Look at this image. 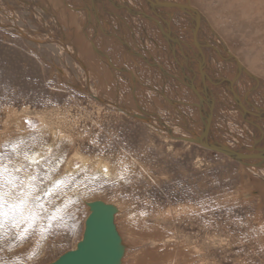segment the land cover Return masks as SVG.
Here are the masks:
<instances>
[{
    "label": "rangeland",
    "instance_id": "1",
    "mask_svg": "<svg viewBox=\"0 0 264 264\" xmlns=\"http://www.w3.org/2000/svg\"><path fill=\"white\" fill-rule=\"evenodd\" d=\"M38 1L2 0L5 6L2 10L5 15H10L0 14V145L17 143L19 154L7 146L0 148V152L5 153L3 162L9 169L13 165H25L21 172L15 174L20 180L28 183V175L36 177L33 183L37 187L33 195H38L40 200L38 203L33 200L37 218L23 239L17 233L24 225L16 229L5 223L0 229V264H47L72 249L84 230V218L88 212L85 201L95 199L113 202L120 208L115 218L123 244L127 246L126 264H134L139 253L152 247L147 236H135L128 231L127 216L143 213L148 223H155L158 212H164L166 217L161 224L168 229L172 227L177 239L196 246L199 264H264V182H257L248 169L222 153L169 138L148 126L155 121L181 136L182 132L177 127L187 120L180 113L195 115L193 110L197 108V102L193 100L196 103L189 105L188 109L185 105L191 100H187L180 89V93L174 89L172 82L162 80L160 85L159 77L151 72L144 75V71H136V67L132 73L142 83L145 82L143 91L140 92V88L137 89L131 84L132 80L129 82L126 78L128 81L121 82L124 87L120 85L124 93L120 99V95L117 97L116 78L108 77L106 61L97 62L99 65L92 61V53L96 55L94 46L98 44L86 46V32L92 34L90 30L94 29V23L91 28L85 20L83 26L79 22L73 23L70 17L76 14L73 19L79 21V10H69L72 15L66 10L63 15L60 7L55 8L53 0L39 1L46 8L36 5ZM195 1L189 0L207 20L209 28L217 32L216 35L223 39L243 65L264 79V0ZM29 4L35 15L26 9L21 10L22 6L30 7ZM18 5H22L18 11H8ZM234 9L242 11V15L237 18ZM234 18L243 21L237 33L226 29L225 21L229 27ZM107 23L110 21L105 20L104 24ZM80 35L83 37L79 39ZM55 40L64 41L75 57L78 53L79 61L69 57ZM108 50L112 51L111 48ZM109 54L108 57L105 53V57L110 62L123 66V60L120 61L122 63L117 62L119 56L113 60ZM205 57L210 58L208 55ZM216 60L212 58L209 62L211 70H223L227 75L226 69H230V64L226 68L224 62ZM80 64L83 67L86 64L91 72L84 71ZM167 65L171 68L173 63ZM121 71L120 77L124 75ZM129 74L127 72L126 75ZM154 79H158L156 84ZM218 82L216 79L212 86L218 88ZM157 85L159 87L156 88ZM154 88L159 89L160 94L164 93L163 96L174 95V101L181 96L180 103L175 101L179 106L168 101V106L176 105L174 111L168 109L164 104L166 98L159 97L158 92L152 90ZM102 99L113 104L120 101L121 107L126 105L127 111L135 109L143 120ZM7 109L26 115L30 130L14 134L5 129L4 134ZM232 124L241 130L245 128L248 135L254 134L245 127L248 123L237 116ZM52 129L55 134L49 131ZM230 132L239 139L238 142H252L246 137V142L243 140L241 134L244 131L238 133L230 127ZM46 145L51 149L40 162L32 164L24 160L23 153L28 154ZM75 154L106 161L117 167V175L105 178L86 168L66 173L63 167ZM244 186L252 189L254 196L242 195L240 192L247 188ZM45 192L49 194L45 195Z\"/></svg>",
    "mask_w": 264,
    "mask_h": 264
},
{
    "label": "bare ground",
    "instance_id": "2",
    "mask_svg": "<svg viewBox=\"0 0 264 264\" xmlns=\"http://www.w3.org/2000/svg\"><path fill=\"white\" fill-rule=\"evenodd\" d=\"M39 1L36 2V5L46 8ZM2 3V0H0V14H4V16L10 15L9 13L5 15L4 11L2 10L5 6L2 5ZM52 3L54 4L55 8L60 7V11L62 13H65L66 10H68V13H66L69 15H72L69 13V10H72V12L73 10H79L77 11V13L81 12L79 21L78 19H73L76 17V14L70 17L72 20L69 18L71 21H73V23L79 22V24L83 26L85 25V20L89 25L88 28L93 27L94 23V29L90 30L92 34H90L89 31L86 32V46L89 47V44H98L97 46H94L97 52H95L96 55L92 53V61L94 64L104 60L106 61L107 68L112 66L111 68H108L109 76H107L111 77V79L112 77L113 79L116 78L115 85L116 90H118L117 97L120 95L119 98L122 99L121 95L124 93L120 88L124 87V85H121L123 83L122 81H128L126 78L129 79V82L132 80L131 84L133 83L137 89L140 88V92L143 91L141 89H144L143 83L145 82L142 83L141 80H139L137 76L132 73V70L134 71V67H136V71H144V75L145 72H151L153 75L159 77L161 81L160 85H162V80H167L170 83L172 82L171 84H174L172 86H175L173 87L174 89H178V92L180 93L181 91L187 100H191L190 102H186L188 105L185 106H188V109L189 105L193 106L197 102V108H194V110L192 109L195 115H186L184 112L180 113L179 111L180 115L187 120V123L185 122L179 124L177 127L182 132L181 136L174 134L177 132H173V130L163 128L155 121H152L148 126L167 134L169 138L171 137L192 143H194L191 141L192 139H195L196 136L201 135L200 133L205 131L206 136L202 134L200 139V141L203 143H209L208 145L204 146L205 149L219 152L217 151L218 147H225V153H219L226 155L230 160L233 161L235 160L228 156V152L238 156V161L236 160V162L242 165V167L248 169L249 173L255 176L257 182H259V180L264 182V131H262L261 128H264V79H260V77L252 73L239 61L237 56H235L230 51L223 39L216 35L217 32L215 31V33L211 28H209L207 20L204 19L202 14H200L197 9L191 5L189 0H53ZM21 6L18 5L13 9L10 8L8 11L13 13L15 9L18 11ZM21 8V10L26 9L28 10V13L33 12L35 15V11L31 9V6H22ZM125 10H127V12H125ZM233 13L237 16V18L242 15V11H238L237 9H234ZM220 18L224 20L222 16ZM89 19L91 21H89ZM53 20H55V18ZM105 20L106 22L110 21V24H104ZM152 23H155V26ZM225 23L226 29L228 30L229 28V30H232L234 33H237L239 29H241L240 27L243 26V21H237L235 18L234 22H232L229 27L228 22L225 21ZM56 24H59L58 21ZM74 25L76 26L77 24ZM14 26L16 27V25ZM232 26H235L236 28H233ZM58 27L60 26L58 25ZM98 30L101 32L100 34H98ZM83 35H80L79 39L82 38ZM92 35L94 36L92 37ZM32 37L34 38V36ZM34 40L38 41L39 39L34 38ZM59 41H56L55 43L63 48L64 52H66L69 57H73L74 60L77 61L79 59L78 57H80L78 53H76V58L74 52L67 48V46L64 44V41ZM106 44L109 46L107 47ZM102 45H105L103 49ZM110 48L112 51L108 50ZM108 52L111 53V57H114L113 60L118 58L116 55L119 56L117 62L123 60V66H120L121 64L118 65V63H113V61L110 62L109 59L105 57V53L108 54V57L110 56ZM206 55L210 56V58L212 57L218 61L224 62L226 64V68H228V64H230V69H226L228 74H224L223 70L222 72L216 70L212 71L210 68L212 64L210 65L209 63L212 58L210 59L209 57H205ZM185 61L186 63H184ZM167 63H173L174 67L171 66L170 68V65L168 66ZM80 65L82 66V64ZM217 68L215 67V69ZM83 69L84 71L87 69V72L90 71L88 70L89 68L86 67V64ZM120 71L123 72L125 76L123 75L120 77ZM127 72L128 74L131 72V75H126ZM85 75L86 77L88 76L86 72ZM83 78L84 76H82V79ZM150 79H153L152 76ZM216 79L219 81L218 88L212 86ZM156 80L158 79H154V82ZM129 82H127V84ZM117 83H119V85H117ZM157 87H159V85H157L156 88ZM156 88L152 90L158 92L159 89ZM165 91L167 92L166 89L164 92ZM170 91L172 92V89L169 90V92ZM160 93L161 92H158L159 97L162 99L166 98L167 100L165 101L166 103H164L165 105H167L168 101L177 104L179 102L178 100L181 99V96L180 98L178 97L179 99L175 100L178 101L176 103L173 100L174 95H168L170 97H166V94L163 96L164 93ZM179 95L180 94L177 96ZM94 96L98 99L100 98L99 95L95 94ZM193 100L196 102H192ZM103 102L109 103L115 108L120 106L118 104L120 101H117L116 104H113L107 99H104ZM137 105L140 106L138 103ZM125 106H120L122 109L119 110H122L128 114H132V116L138 118L139 120H143L141 115H137L135 109L127 111L128 109ZM128 106L129 105H127V107ZM175 106L172 105V107H170L167 105L166 107H168V109H173ZM191 106L190 108H192ZM186 109L187 107L185 110ZM172 111H174V109ZM6 112L7 119L6 122H4V134H6L5 129L7 132L10 131L14 134H20L30 130V128H28L29 121H26L28 118L26 115L23 113H15L11 109H7ZM145 113L147 114V112ZM235 114L238 119L248 123L245 127H248L251 132H254L253 135H248V131L245 128H242L243 130H241L238 128V126L232 127L234 117L236 118ZM153 116H155V114H153ZM195 120L196 122L193 124ZM238 122H240V120ZM146 123L149 124L147 121ZM230 127L233 128L234 131H238V133L244 131V133L241 134L243 140H245L244 137H246V139H252V142L247 143L246 140V143H244V141L238 142V138L235 139L234 135L231 134ZM174 130H176L175 126ZM49 131L53 132V134L56 133L54 129ZM210 146L213 147L210 148ZM50 149V146L46 145L43 148L31 151L28 153V155L33 156L36 161L40 162L43 159L42 157L47 152H49ZM94 159H86L75 154L72 158L67 160L63 169L66 173H70L76 169L81 170L82 168H86V170H89L97 176L105 178L117 175V167H113V165L98 158L95 160ZM252 192L253 190L247 187L240 193L242 195L244 194V196L250 197L251 195L254 196V193ZM91 201L93 200L85 201V204L88 207L87 215L89 213L88 202ZM101 201L111 203L116 206V204L113 202L104 199H101ZM116 208L117 212L115 213V216L120 211L118 206H116ZM87 215L85 216L87 217ZM115 216L114 224L116 225L117 231L120 234ZM155 216L159 219H157L155 223H148L143 213H135L127 216L126 225L128 231L131 233L133 232L135 236H147L152 243L151 250L142 254L139 253L134 264H199L197 254L198 250L196 246L190 245V243H185L184 239H177L175 231L172 227L168 229L163 224H161V222L164 220L163 217H166L164 212H158ZM121 239H123L122 236ZM79 241H77V243ZM75 247L76 245H74L72 249ZM126 247L124 248L125 250L120 264H126V258L128 257L126 254Z\"/></svg>",
    "mask_w": 264,
    "mask_h": 264
},
{
    "label": "water",
    "instance_id": "3",
    "mask_svg": "<svg viewBox=\"0 0 264 264\" xmlns=\"http://www.w3.org/2000/svg\"><path fill=\"white\" fill-rule=\"evenodd\" d=\"M200 134L196 136L197 139L190 140L204 147L209 143H203L200 139L202 134L206 136V132L203 131ZM224 150L225 147H218L217 151L225 153ZM228 156L238 161V156L230 152ZM88 206L89 213L84 220L81 240L74 249L62 253L47 264H120L125 247L114 224L116 206L101 200L88 202Z\"/></svg>",
    "mask_w": 264,
    "mask_h": 264
},
{
    "label": "snow or ice",
    "instance_id": "4",
    "mask_svg": "<svg viewBox=\"0 0 264 264\" xmlns=\"http://www.w3.org/2000/svg\"><path fill=\"white\" fill-rule=\"evenodd\" d=\"M7 146L13 153L19 154V147L17 143H11L6 145H0V148ZM24 160L29 163H38L33 156H29L27 153H23ZM5 159V153L0 152V229H3L5 223H8L11 227L20 229L21 225H24L21 232L17 235L23 239L28 233V227L37 218L35 211V205L33 200L37 203L40 200L38 195L34 196L33 192L37 187L35 183L36 177L28 175L25 183L20 180L18 175L24 169V164L19 166L13 165L11 169L3 162ZM11 163V160H9ZM106 171V170H105ZM19 181V183L17 182ZM59 183V181H57ZM45 192V195H48Z\"/></svg>",
    "mask_w": 264,
    "mask_h": 264
},
{
    "label": "crops",
    "instance_id": "5",
    "mask_svg": "<svg viewBox=\"0 0 264 264\" xmlns=\"http://www.w3.org/2000/svg\"><path fill=\"white\" fill-rule=\"evenodd\" d=\"M108 68H110V67H108Z\"/></svg>",
    "mask_w": 264,
    "mask_h": 264
}]
</instances>
